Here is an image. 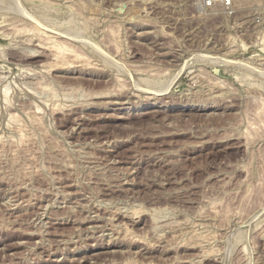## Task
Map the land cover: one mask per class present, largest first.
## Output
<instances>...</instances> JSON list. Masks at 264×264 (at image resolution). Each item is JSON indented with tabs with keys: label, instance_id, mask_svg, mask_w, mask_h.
I'll return each instance as SVG.
<instances>
[{
	"label": "rangeland",
	"instance_id": "rangeland-1",
	"mask_svg": "<svg viewBox=\"0 0 264 264\" xmlns=\"http://www.w3.org/2000/svg\"><path fill=\"white\" fill-rule=\"evenodd\" d=\"M229 4L0 0V264H264V0Z\"/></svg>",
	"mask_w": 264,
	"mask_h": 264
},
{
	"label": "bare ground",
	"instance_id": "bare-ground-1",
	"mask_svg": "<svg viewBox=\"0 0 264 264\" xmlns=\"http://www.w3.org/2000/svg\"><path fill=\"white\" fill-rule=\"evenodd\" d=\"M39 34V33H38ZM37 34V35H38ZM40 34H42V33H40ZM51 35V34H50ZM54 36H55V34H54ZM42 37V36H41ZM50 37H52V36H50ZM63 37V36H62ZM44 38V37H43ZM61 38V37H60ZM55 42H58V41H55ZM64 42V41H63ZM49 43H53L52 41H50ZM62 43V42H61ZM53 46H57V45H53ZM60 47V49L61 48H65V47H67V46H65V47H63V46H59ZM57 51H58V49H57ZM60 51V50H59ZM64 51H66L65 49H64ZM71 51V50H70ZM63 52V51H62ZM103 56V55H102ZM80 58V57H79ZM108 57H106V59H107ZM109 59V61L111 60L110 58H108ZM106 61V60H105ZM111 62V61H110ZM113 63L111 62L110 63V65H112ZM243 64V63H242ZM246 65V64H245ZM149 83V82H148ZM147 85V84H146ZM142 86V85H141ZM148 86V85H147ZM169 86H171V85H169ZM168 86V87H169ZM154 87H156V86H154ZM158 87V86H157ZM143 88L144 87H142L141 89L143 90ZM152 88H153V85H151V88H150V90H152ZM159 88H162V87H159ZM167 88V87H166ZM5 91H6V89H4ZM8 90V89H7ZM145 90H148V89H145ZM155 90V89H154ZM163 91H165L164 89H162ZM3 91V90H2ZM10 91V90H9ZM155 91H157V90H155ZM145 92H147V91H145ZM158 92V91H157ZM159 92H162V91H159ZM4 92H2V94H3ZM6 93H8V92H6ZM164 93V92H163ZM166 93V92H165ZM162 94V93H161ZM4 95H6V94H4ZM7 97V96H6ZM150 97H152L151 95H150ZM149 97V98H150ZM155 98H157V97H155ZM154 99V98H153ZM159 99V98H158ZM5 100H8L7 98H5ZM11 100V99H10ZM156 100V99H155ZM10 102V101H9ZM9 102L8 103H6V104H9ZM3 104V103H2ZM1 106H3V105H1ZM5 107H7V106H5ZM190 108V107H189ZM164 110V109H163ZM159 111H161V110H159ZM145 113H148V112H145ZM142 114V113H141ZM141 119V118H140Z\"/></svg>",
	"mask_w": 264,
	"mask_h": 264
},
{
	"label": "built area",
	"instance_id": "built-area-1",
	"mask_svg": "<svg viewBox=\"0 0 264 264\" xmlns=\"http://www.w3.org/2000/svg\"><path fill=\"white\" fill-rule=\"evenodd\" d=\"M208 3H215V2H224L226 6H230L231 4H229V0H206Z\"/></svg>",
	"mask_w": 264,
	"mask_h": 264
}]
</instances>
